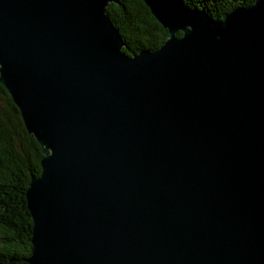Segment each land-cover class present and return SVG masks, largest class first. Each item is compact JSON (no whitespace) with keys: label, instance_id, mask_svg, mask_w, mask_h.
<instances>
[{"label":"water","instance_id":"1","mask_svg":"<svg viewBox=\"0 0 264 264\" xmlns=\"http://www.w3.org/2000/svg\"><path fill=\"white\" fill-rule=\"evenodd\" d=\"M143 2L167 39L130 56L119 0H0V84L42 149L26 262L264 264V0Z\"/></svg>","mask_w":264,"mask_h":264},{"label":"trees","instance_id":"2","mask_svg":"<svg viewBox=\"0 0 264 264\" xmlns=\"http://www.w3.org/2000/svg\"><path fill=\"white\" fill-rule=\"evenodd\" d=\"M188 9L203 10L212 20L221 21L240 7L257 0H180ZM106 13L119 31L127 55L159 49L167 31L152 15L143 0H119ZM181 33L177 34V37ZM42 149L27 133L19 110L0 84V264H28L31 252L32 221L25 192L40 175Z\"/></svg>","mask_w":264,"mask_h":264},{"label":"rangeland","instance_id":"3","mask_svg":"<svg viewBox=\"0 0 264 264\" xmlns=\"http://www.w3.org/2000/svg\"><path fill=\"white\" fill-rule=\"evenodd\" d=\"M253 5V4H252ZM248 7H251V6H248ZM248 7H244V8H248Z\"/></svg>","mask_w":264,"mask_h":264}]
</instances>
